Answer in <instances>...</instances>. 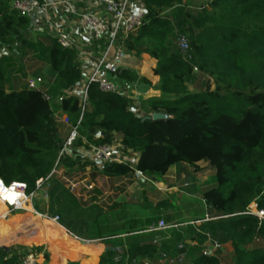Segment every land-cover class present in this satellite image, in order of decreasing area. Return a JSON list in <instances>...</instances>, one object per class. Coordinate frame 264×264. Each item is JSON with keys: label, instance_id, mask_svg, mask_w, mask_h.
I'll list each match as a JSON object with an SVG mask.
<instances>
[{"label": "trees", "instance_id": "16d2710c", "mask_svg": "<svg viewBox=\"0 0 264 264\" xmlns=\"http://www.w3.org/2000/svg\"><path fill=\"white\" fill-rule=\"evenodd\" d=\"M13 1L0 0V45L21 56L32 44L28 40L32 23L30 17L11 9ZM141 1L146 8L144 23L124 42V51L135 56L147 53L156 59L153 74L159 77L163 96L143 103L145 114L140 115L130 109L123 94L103 92L95 83L87 85L81 129L119 133L120 144L138 152L134 167L111 163L100 173L107 177H129L134 172L159 176L176 163L206 161L215 170L216 186L204 191L202 199L218 214L201 221L200 231L191 224L183 226L186 235L197 242L191 264H219L217 257L202 254L205 231H217L218 240L230 242L233 264H264V218L244 213L264 211V0H209L195 10L183 7L180 0ZM167 9L171 10L168 18L161 15ZM178 31L189 37L185 54L176 45ZM75 58L74 50L51 39L47 62L63 91L82 80ZM194 71L210 77L214 87L190 91L186 80ZM109 76L121 87L138 79L125 68L114 69ZM2 80L0 73V180L5 185L24 182L29 193L35 190L36 181L50 175L63 144L43 139H54L47 135L55 128L53 110L66 113L74 126L81 104L74 95L55 101L44 98L38 89L6 91ZM154 113L164 117L152 119ZM89 139L88 148L109 141L108 136ZM75 142L81 143L80 139ZM67 159L72 167V160ZM194 169L199 171L197 166ZM157 233L131 230L124 240H101L106 249L98 264H133L140 258L160 257L158 247L146 239ZM254 240L259 243L255 245ZM84 247L89 244L66 250ZM185 249L182 244L177 252ZM94 251L100 252L98 247ZM57 255H51V260L56 261ZM17 260L0 248V264H18Z\"/></svg>", "mask_w": 264, "mask_h": 264}, {"label": "crops", "instance_id": "0c3cea01", "mask_svg": "<svg viewBox=\"0 0 264 264\" xmlns=\"http://www.w3.org/2000/svg\"><path fill=\"white\" fill-rule=\"evenodd\" d=\"M69 6H63L59 9L54 10L53 18L48 22L43 19L42 16H33L31 18L32 28L28 34V40L31 41V31H37V34L43 35L48 40V46L51 43V39H56V32L58 30H65L71 33L74 39V46L71 48L76 54L75 63L82 72V80L76 85L74 90H80V87L87 80V76L90 74L95 62L98 60L101 54L100 44L87 39L85 35L86 29L76 20V13H81L89 8L96 5L97 0H67ZM32 43V41H31ZM33 44L23 49L24 54L21 56L13 49L9 51L6 47L0 45V69L3 78V85L6 91L20 90L27 87V80L30 77L28 75V69L25 64V54L28 48H31ZM102 45V44H101ZM47 46V49H48ZM12 52H14L12 54ZM47 53V52H46ZM18 57V65L14 64L12 59ZM157 66L156 59L152 58L147 53H142L139 56H135L130 53H126L122 60L115 62V69L125 68L133 71L138 79L125 83L127 87L126 97H130L133 100H129L130 109L137 114H145L142 109L143 103H146L151 99H158L163 96L159 90V77L153 74V69ZM9 69L7 70V68ZM19 68V69H18ZM50 71V70H49ZM43 79V83L40 86L43 90L51 94H58L59 91H63L59 88L57 82V76L55 74H48V76H39ZM113 79V78H112ZM56 91V93H55ZM56 110V109H54ZM53 110V116H54ZM60 113L61 122L68 130V133L72 127L69 117L66 113L57 109ZM164 117V115H161ZM67 119V120H66ZM67 133V135H68ZM66 135V137H67ZM109 137L107 143H118L120 144L121 135L119 133L104 134L98 129L85 130L83 134L79 135L81 143L77 145L76 142L72 146L67 147L64 156L70 158L73 162L72 167H66L64 165V174L80 172L85 170L86 180L78 179L76 182L71 183V188L76 192L78 197H83V200L89 199L92 208L100 207L98 213H93L88 217V223L91 222L95 225H99V234L92 237H78L67 230L59 223V227L65 229V231L76 237L77 239L84 241L89 244L90 249L93 251L96 247L99 248V254H88L80 257V264H98V257L104 251L106 246L101 242L103 239H125L127 233L131 230H137L141 232L151 222H156L159 219H163L167 223H184V222H195L191 225L195 226L196 231H200L199 224L205 219V217H213L218 214V211L207 205L202 199L204 191L215 187L216 182L214 178L215 170L209 166L212 177L210 179L203 176L204 163L206 161L201 160L194 165L187 163H176L172 165L164 175H149L140 172H134L129 177H107L102 175L101 170L97 164L92 161L89 153V148L86 147L89 144V137L92 139ZM66 139V138H65ZM127 150V151H126ZM124 151L129 152V165L134 167L138 158V152L125 149ZM87 161L90 164L86 165L84 162ZM208 165V164H207ZM194 166L199 168V171H195ZM80 169V170H79ZM84 174V173H83ZM126 179H131L130 184L125 187L119 186ZM85 180V181H84ZM135 188L137 192L136 205L140 209L139 211L132 212L128 210V202H125L126 195L130 193V190ZM182 192L188 199L184 202V209L178 210L180 200L173 197V193ZM181 193V195H182ZM76 198V197H75ZM109 201V203H108ZM164 201L162 207L177 208L173 215H166L164 212H159V208L156 207L157 203ZM101 205L103 207H101ZM107 205H111L106 209ZM191 205L198 206V213L203 215L189 214L188 209ZM202 207V208H201ZM109 209H112L110 212ZM202 210V211H201ZM190 211V210H189ZM183 218H187L183 220ZM205 221V220H204ZM179 227V226H178ZM177 227V228H178ZM176 229V228H175ZM164 230V234L160 233L154 237L148 236L146 239L148 243H151L158 248H172L175 250L176 255L177 249L182 247V244L186 246L184 252L186 264H191L193 254L195 253V247L197 245L196 240L190 239V236L184 234L169 236ZM185 231H187L185 229ZM162 232V231H161ZM191 232V231H190ZM189 233V231H188ZM206 240L202 250L209 247L207 241L209 238L216 237L215 234L209 231L204 232ZM150 234V233H145ZM151 235V234H150ZM217 241V240H216ZM184 242V243H183ZM207 243V244H206ZM219 247L212 250L211 256L217 257L219 264H224V251L232 252V248L229 241L225 243L218 242ZM174 245V247H173ZM101 247V248H100ZM117 249V247H115ZM121 250V247H118ZM223 249V250H222ZM147 260L150 264H166L160 260H148V259H137Z\"/></svg>", "mask_w": 264, "mask_h": 264}, {"label": "rangeland", "instance_id": "374dc122", "mask_svg": "<svg viewBox=\"0 0 264 264\" xmlns=\"http://www.w3.org/2000/svg\"><path fill=\"white\" fill-rule=\"evenodd\" d=\"M209 0H180V5H182L185 8H189L192 10L197 9L203 4H206ZM170 9L165 10L161 13L163 17H169L170 16ZM178 33L185 35L188 37V34L182 31H178ZM30 38L32 41V47L28 48L26 50L25 54V64L28 69V75L29 76H50L49 66L47 62V46H48V40L43 35L37 34V31H31ZM18 57L12 59L14 64L16 66ZM9 67L7 68V70ZM19 69V68H18ZM116 82V81H115ZM187 85L190 91H196V90H209L214 87L213 81L210 77L199 73L197 71H194L192 75H189L187 77ZM118 85H120L118 82H116ZM56 93V91H55ZM64 92L59 91L58 95L61 96ZM129 100H133L132 98L128 97ZM53 121L55 122V128L53 131H49L47 135L53 137V140H49L46 137H43L44 140H46L49 144H61L64 142L66 135L68 133L69 128L67 129L66 126H64L61 122V117L59 111L56 109L54 110V116ZM84 131L81 129V127L78 129V136L80 134H83ZM79 138V137H78ZM77 138V139H78ZM76 139V140H77ZM70 161L67 159L66 156H63L60 160H57L54 166V173L51 176V178L45 182L38 190L35 191L34 196L32 199L28 202L27 206L31 207L35 211L47 214L49 216H53L54 214L60 215V218L64 225L68 226L70 231L77 234V236H85V237H92L95 235H98L100 226L97 224H93L91 222L88 223V217L92 215L94 212L98 213V210H101L100 207L98 208H92L90 205V200L86 199L83 200V197H78L76 195V192L73 191L71 188V183L76 182L78 179H85L86 180V174L85 170H80V172L76 173H70L64 174L65 169L64 166L68 167L70 165ZM64 166H62V165ZM84 164L88 165L89 162L85 161ZM204 172L202 173L205 178L210 179L212 177L210 171L208 170L209 165L204 163L203 165ZM84 173V174H83ZM84 180V181H85ZM123 183L119 184L121 187H125V184L128 185L131 182V179H126L125 181H122ZM138 192V191H137ZM137 192L135 188L130 190V193L126 195L125 202H128V210L135 212L139 211L140 209L136 205V196ZM182 192L173 193V197L180 200V204L178 207L179 211H182L181 209H184V202L188 199L185 197V195ZM76 197V198H75ZM74 199V202H71L69 199ZM189 200V199H188ZM164 202V201H161ZM109 203V201H108ZM111 206L107 205L106 209ZM101 207H103L101 205ZM253 207V206H252ZM202 208V207H201ZM188 209L189 214H193L194 216L199 215L198 213L200 209L198 210V206L191 205ZM110 212L112 209H109ZM175 210L177 208H169V207H162L159 208V212H164L166 215H173ZM190 210V211H189ZM6 215L10 218V225L6 227L5 234L0 238V248L1 246H5L11 252L13 255L17 256L19 261L23 255L32 252L35 253L37 256H39L40 264H72L73 262H76L80 260V257L78 256L80 251H84V256L88 254H99L97 251H92L90 247H84V248H77L73 250H65L59 253H56L53 249L52 245V239H51V227L54 228V226H58V224L54 223V226H51V223L48 222H40L37 218H35L32 214H27L25 212H11L8 213L7 210ZM60 211V212H59ZM202 211V210H201ZM203 215V214H200ZM199 215V216H200ZM43 219V218H42ZM187 218H183V220H186ZM43 221V220H42ZM50 221V220H49ZM85 221V223H83ZM87 221V223H86ZM188 222V221H187ZM184 224V223H183ZM182 226H179L178 230H168L166 233L170 236L181 234L182 236L186 234V231ZM59 227V226H58ZM5 228H0L1 231H3ZM164 234V232H160ZM152 234L153 237L160 234ZM212 240H217L218 242L225 243V241L218 240L216 237H212ZM184 243V242H183ZM208 243V241H207ZM206 243V244H207ZM255 245H257L259 242L258 240H254L253 242ZM105 245V244H104ZM106 246V245H105ZM174 247V245H173ZM106 249V248H105ZM104 249V250H105ZM118 252L120 251L117 249ZM223 250V249H222ZM122 251V249H121ZM120 251V252H121ZM104 252V251H103ZM103 252L99 255L98 261L103 254ZM125 254L128 253L124 252ZM159 255L162 253H166L168 255H174L175 250H172V248H164L160 247L158 248ZM58 254L56 261L51 260V255ZM224 264H233V253L229 251H224ZM47 256V257H46ZM83 256V257H84ZM158 256V255H157ZM153 260H159L158 257H154ZM81 261V260H80ZM79 261V262H80ZM134 263H137V260L133 261ZM84 263H88V261H85ZM133 263V264H134ZM187 260H184L183 264H186Z\"/></svg>", "mask_w": 264, "mask_h": 264}, {"label": "built area", "instance_id": "2783aa9c", "mask_svg": "<svg viewBox=\"0 0 264 264\" xmlns=\"http://www.w3.org/2000/svg\"><path fill=\"white\" fill-rule=\"evenodd\" d=\"M67 0H15L11 3V9L22 16L32 18L33 16L40 15L45 21H50L53 18V12L63 6H69ZM76 20L85 27L87 39L100 44L101 54L98 60L95 62L90 74L87 76V80L82 84L80 90L76 91L74 88L63 91L64 93L59 96L58 94H51L46 90H43L40 86L43 83V79L39 76L30 77L27 80V87L29 89H38L42 92L43 97L47 100L55 98V101H60L69 95H74L79 98L81 104V114L77 120V123L71 127L66 139L64 140L57 160H60L67 147L72 146L74 141L79 137L78 129L81 126V118L87 99V85L89 83H95L98 88L103 92L121 93L124 96L127 95V87H121L110 76L109 72L115 69V62L122 60L126 53L124 51V42L132 35H134L138 29L143 25L146 15V8L141 0H97L96 5L88 10L76 13ZM56 40L63 48H73L74 39L70 32L65 30H58L56 32ZM176 45L182 54H185L189 47L188 39L185 35L179 34L176 38ZM67 120V119H66ZM121 144L118 143H103V144H91L89 147V153L92 161L97 164L101 170L106 165L111 163H123L129 164V152L124 151ZM54 173V169L50 175ZM49 175V176H50ZM39 179L36 181L35 190L27 192V186L24 182H11L5 187H9L15 183L17 187L14 189L18 192H23L24 196L17 198L15 202H8L3 198H0L4 204L8 213L23 210L24 205L32 199L35 191L38 190L42 183L48 179ZM1 181V180H0ZM24 185L25 187H20ZM33 214L38 216L41 220H50L59 225V216H49L42 214L34 209L31 210ZM244 213H251L258 218H264V211H247ZM7 214V213H6ZM43 218V219H42ZM215 217H205L206 220L214 219ZM195 222L183 223H167L163 219H159L156 222H151L142 231L144 233L161 232L164 230L177 228L178 226L193 224ZM207 248L202 251L203 255L211 256L212 250L219 247L217 241L209 238ZM180 248V247H179ZM160 261L166 264H183L185 255L177 253L176 255H168L166 253L160 254ZM18 264H40L39 256L35 253L29 252L19 260ZM134 264H150L147 260H137Z\"/></svg>", "mask_w": 264, "mask_h": 264}, {"label": "bare ground", "instance_id": "6f19581e", "mask_svg": "<svg viewBox=\"0 0 264 264\" xmlns=\"http://www.w3.org/2000/svg\"><path fill=\"white\" fill-rule=\"evenodd\" d=\"M0 205L3 206V209L0 212V228H5L3 231L0 230V238L5 234L6 232V227L10 225V217L6 215V208L4 206V204L1 202L0 200ZM32 208L24 205V209L20 210L19 212H25L27 214H32L35 216V218H37L40 222H48L51 223V226H54L52 223V221L49 220H41L38 216H36L35 214H33L31 212ZM8 228V227H7ZM51 239H52V245H53V249L56 253L62 252L68 248L71 247H76L79 245H87L88 243L81 241L79 239H77L76 237L68 234L64 228L62 227H56L54 226V228L51 227Z\"/></svg>", "mask_w": 264, "mask_h": 264}, {"label": "clouds", "instance_id": "9594fccd", "mask_svg": "<svg viewBox=\"0 0 264 264\" xmlns=\"http://www.w3.org/2000/svg\"><path fill=\"white\" fill-rule=\"evenodd\" d=\"M17 187L15 183L9 187H4L2 181H0V198L7 200L8 202L12 203L17 200L19 197H23V192L15 191L14 189ZM20 187H25L24 185H20Z\"/></svg>", "mask_w": 264, "mask_h": 264}, {"label": "water", "instance_id": "95a60500", "mask_svg": "<svg viewBox=\"0 0 264 264\" xmlns=\"http://www.w3.org/2000/svg\"><path fill=\"white\" fill-rule=\"evenodd\" d=\"M152 119H158V118H161V115L160 114H157V113H154L152 114ZM1 248L3 249H7L5 246H1Z\"/></svg>", "mask_w": 264, "mask_h": 264}, {"label": "snow or ice", "instance_id": "6c2138e0", "mask_svg": "<svg viewBox=\"0 0 264 264\" xmlns=\"http://www.w3.org/2000/svg\"><path fill=\"white\" fill-rule=\"evenodd\" d=\"M2 184H3V181H2ZM3 186H4V184H3ZM5 187V186H4Z\"/></svg>", "mask_w": 264, "mask_h": 264}]
</instances>
